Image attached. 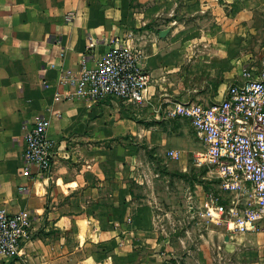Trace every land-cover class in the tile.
Segmentation results:
<instances>
[{
  "label": "crops",
  "instance_id": "obj_1",
  "mask_svg": "<svg viewBox=\"0 0 264 264\" xmlns=\"http://www.w3.org/2000/svg\"><path fill=\"white\" fill-rule=\"evenodd\" d=\"M262 18L264 0H0V207L32 215L20 253L0 264H264V226L232 232L193 220L167 232L153 185L161 167L173 177L200 168L199 137L163 108L221 99L264 52ZM117 37L143 51L141 103L71 94L65 77ZM38 116L50 121L53 157L28 174L24 134ZM209 187L196 183L177 206Z\"/></svg>",
  "mask_w": 264,
  "mask_h": 264
},
{
  "label": "built area",
  "instance_id": "obj_2",
  "mask_svg": "<svg viewBox=\"0 0 264 264\" xmlns=\"http://www.w3.org/2000/svg\"><path fill=\"white\" fill-rule=\"evenodd\" d=\"M71 94L92 99L113 96L141 103L150 75L143 51L120 37L93 66L65 77ZM55 98H59L56 94ZM162 112L189 121L201 146L192 151L195 166L211 169L217 180L200 201H190L188 211L200 220L222 224L228 231H255L264 219V60L259 68L244 67L241 78L229 83L221 99L212 102L175 100ZM50 121L38 116L24 134V173L31 164L46 171L52 162L54 141ZM178 157L177 150H168ZM20 190L25 186H19ZM29 209L10 213L0 207V255L20 253L21 241L30 235Z\"/></svg>",
  "mask_w": 264,
  "mask_h": 264
},
{
  "label": "rangeland",
  "instance_id": "obj_3",
  "mask_svg": "<svg viewBox=\"0 0 264 264\" xmlns=\"http://www.w3.org/2000/svg\"><path fill=\"white\" fill-rule=\"evenodd\" d=\"M264 23V18H262L261 21H259V24ZM261 31L258 30L256 33H260ZM263 34H259L258 38L259 41L264 44V28H263ZM264 60V52H261V54H258L256 57H254V60L251 62H248L245 64L246 67L254 66L255 68H259ZM159 176H157L154 179V188L156 192H158L157 197L159 198L160 202V208L156 211V218L159 221H162L164 223V229L167 232H173L178 233L180 232V229H178V226H184L189 224L190 222H193V220H200V218L194 217L191 215L190 211H185L188 209L190 205V201L187 203L186 206H177L178 204H185L182 201L183 194L187 192L189 189H193L195 187L196 183L200 184L201 187H205L207 185L213 186L214 189H217V183H210L211 181L204 177V168L200 167L198 170L195 171H186L177 174V177H173L172 172L166 170L165 168L161 167L159 169ZM215 181V180H214ZM158 206V205H157ZM164 208L169 209L170 211H166ZM157 209V208H156ZM264 226V219L260 221L259 223V229ZM177 227V228H176ZM176 229H178L176 231ZM183 230V229H182ZM181 230V232H182ZM256 230V231H257ZM172 233V234H173ZM264 255V253H263ZM253 258H256V256H253ZM264 261V259H263ZM237 264H243L241 262H234Z\"/></svg>",
  "mask_w": 264,
  "mask_h": 264
},
{
  "label": "trees",
  "instance_id": "obj_4",
  "mask_svg": "<svg viewBox=\"0 0 264 264\" xmlns=\"http://www.w3.org/2000/svg\"><path fill=\"white\" fill-rule=\"evenodd\" d=\"M204 168V167H203Z\"/></svg>",
  "mask_w": 264,
  "mask_h": 264
}]
</instances>
